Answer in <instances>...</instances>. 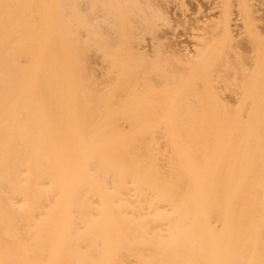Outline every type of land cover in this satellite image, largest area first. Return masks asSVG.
I'll return each mask as SVG.
<instances>
[{
	"label": "bare ground",
	"instance_id": "bare-ground-1",
	"mask_svg": "<svg viewBox=\"0 0 264 264\" xmlns=\"http://www.w3.org/2000/svg\"><path fill=\"white\" fill-rule=\"evenodd\" d=\"M192 1L0 0V264H264V0Z\"/></svg>",
	"mask_w": 264,
	"mask_h": 264
},
{
	"label": "rangeland",
	"instance_id": "rangeland-1",
	"mask_svg": "<svg viewBox=\"0 0 264 264\" xmlns=\"http://www.w3.org/2000/svg\"><path fill=\"white\" fill-rule=\"evenodd\" d=\"M191 1H192V0H189V4L191 3ZM194 1H195L194 4L197 6V3H198L197 0H194ZM215 1H217V0H215ZM196 2H197V3H196ZM259 2H261V1H259V0H251V3L254 4L256 7H258V5H259V7L262 8V3L260 4ZM203 4H204V3H203ZM203 4H202V6H203L202 9H203V10L207 9L208 7L205 8V7H204L205 4H204V5H203ZM195 5H194V9H196V6H195ZM206 5H207V4H206ZM192 6H193V1H192V4H190L189 7L187 8L188 12H185V14H190V12H192V10H193V7H192ZM179 7H180V8L176 7V6H175V3H174V5H173L172 8H174L173 11H175V10L177 11L178 9H180L181 12H180V10H178V11L180 12V15H181L182 13H184V9H185V8H182L181 6H179ZM189 8H190V9H189ZM197 9H198V8H197ZM205 11H206V10H205ZM193 12H195V10H193ZM262 13H263V11L260 12V14H261L260 16H263L264 13H263V14H262ZM178 15H179V13L175 14V18H179ZM262 18H263V17H262ZM263 19H264V18H263ZM262 27H264V24L262 25ZM176 28H177V30H176V33H174V36L176 37V35H177V37H176L177 40H183V39H185V36H186V35H183V36H182V35H181L182 33H180V31H182L183 28H182L181 26H176ZM164 31H165V30H164ZM178 31H179V36H180V37H178ZM162 32H163V30H162ZM172 32H173V31H172ZM188 38H189V37H188ZM188 40H189V41H188ZM188 40L186 41V39H185L186 42H185V41H184V42L187 43V44H189L188 42H190L191 39L189 38ZM190 44H191V43H190ZM254 61H255V60H252V62H254ZM252 62H251V64L253 65V66L251 65V66H252V71H251V69L248 68V67H249V66H248L247 68H240V69H241V72H242L243 69H247L246 71L243 72V73H245L244 76L247 77V76H248L247 73L249 74V72L251 71V73H250L251 75H249V76L247 77V78H250V77L254 74V72L257 71V74H256V75H259L260 70H262V78H263V80H264V68L261 69V68H259L258 66H255V62H254V64H253ZM251 66H250V67H251ZM255 68H257V69H255ZM240 69H239V68L234 69V70H236V72L233 73L235 78L238 77V75H239L238 73H240V71H239ZM248 71H249V72H248ZM246 75H247V76H246ZM240 77H241V76H239V78H240ZM245 77H243V78H245ZM260 78H261V77H260ZM260 78H259V80H260ZM257 82H258V81H257ZM257 82H256V83H257ZM256 83H255V84H256ZM220 84H221L222 88L224 87V89H225V92H224V90H223L222 88H220V90H222V91H220V92H221V93H220V96L222 95L221 98L227 100V101L230 102V103H234V106H235V107H238L241 103L238 101V100H239V96H238V95H235V96H234V94H235L234 89H237V90L239 89V91H242V93H244V96H243V97H244L245 100H247V97H246V96L248 95V92H251V93H252V92H257V91H260V92H261V89H262V91L264 90V84H263L262 86H260V87H257L256 89H245V88L240 89L239 86L235 85V84H237V82H236L235 84L229 85L230 87L234 88V89H232L233 91L230 90L231 88H230L229 86H225V85H223V83H220ZM261 87H262V88H261ZM229 88H230V89H229ZM258 88H259V89H258ZM229 93H230V94H229ZM263 93H264V92H263ZM263 93H262V94H263ZM228 94H229V96H231V97H229ZM232 95H233V96H232ZM227 96H228V97H227ZM226 97H227V98H226ZM257 97L261 98V97H264V95H260V96H257ZM231 98H232V100H230ZM235 98H236V99H235ZM259 98H258V99H259ZM234 100L237 101V102H232V101H234ZM232 106H233V105H232Z\"/></svg>",
	"mask_w": 264,
	"mask_h": 264
}]
</instances>
